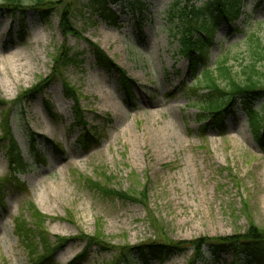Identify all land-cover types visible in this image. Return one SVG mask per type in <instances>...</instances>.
<instances>
[{
    "label": "rangeland",
    "instance_id": "374dc122",
    "mask_svg": "<svg viewBox=\"0 0 264 264\" xmlns=\"http://www.w3.org/2000/svg\"><path fill=\"white\" fill-rule=\"evenodd\" d=\"M174 1L141 0L137 12L108 3L118 17L111 22L104 19L107 11L93 10L88 0H63L79 32L66 36L56 9L44 19L31 6L14 16L0 12V98L11 107V130L28 164L17 175L24 189L8 186L0 202V264H33L15 232L18 218L34 229L30 203L44 218L48 243L70 238L52 264L72 261L85 245L74 238L96 231L118 249L158 239L242 234L252 224L264 229V138L258 142L253 137L240 100L225 116L223 130L203 128L208 120L198 122L204 113L186 90L196 73L225 56L237 73L255 58L245 36L259 30L264 43V0H239V16L217 28L196 72L178 50ZM208 1L190 2L200 6ZM87 40L134 80L130 97L114 71L96 64ZM62 44L72 61L61 74L74 88L90 131H96L86 147L78 142L82 130L73 126V101L63 95L61 75L41 94L15 103L50 74L52 56ZM257 65L263 68L264 59ZM252 105L264 112V97ZM4 178H9V167L0 149V180ZM86 178L135 196L143 193L145 205L107 197L88 186ZM259 247L255 258L243 251L239 264H264V246ZM117 249L91 246L76 263L107 264ZM191 254L187 249L160 260L131 253L128 264H188ZM231 261V253L215 255L205 246L195 264Z\"/></svg>",
    "mask_w": 264,
    "mask_h": 264
},
{
    "label": "trees",
    "instance_id": "16d2710c",
    "mask_svg": "<svg viewBox=\"0 0 264 264\" xmlns=\"http://www.w3.org/2000/svg\"><path fill=\"white\" fill-rule=\"evenodd\" d=\"M93 10L108 12L109 16L105 20L111 22L117 21V15L108 7L109 4H124L133 11L141 9V0H88ZM186 0H175L172 5V17L176 16L179 20L176 35L178 36V50L180 54L187 58L190 70L196 72L197 65L206 58V50L212 43L215 31L222 24L230 25L240 14L239 0H209L208 2L197 6ZM31 6L40 18H47L50 10L57 11L59 28L63 35H79L74 28L71 17L72 9L65 5L63 0H0V12L14 16L24 13V8ZM264 30V27L262 28ZM261 30V29H260ZM259 31V30H258ZM258 31H253L245 36L248 45V51L252 57H255L249 64L242 67L240 72L233 70V66L228 64V57L219 59L213 67H204L200 73H196V78L187 86L186 90L196 96V105L200 113H204L198 118V122L208 120L202 125L203 128L224 129V119L227 113H232L238 100L243 104L244 111L253 137L261 142L264 138V112L253 108V101L264 97V67L259 68L257 65L261 59H264L263 38L259 36ZM90 51L93 54L96 64L108 71H114L121 88L127 97L132 94L133 84L135 83L126 73V71L116 64L96 43L87 40ZM72 61L70 49L66 44L60 45L58 51L52 56V68L50 74L43 78L37 85L25 90L15 100L20 104L24 99H32L35 95L41 94L54 80L61 75L63 95L73 101L71 107L74 124L80 127L82 132L78 142L82 145L92 141L95 132H91V126L80 107L79 99L74 88L64 79L61 74L63 69ZM200 97L198 98V94ZM4 100L0 98L1 119H0V149H3L9 167V178L0 180V202L3 198L4 191L8 186L24 189V184L20 182L17 175L23 172L28 164L22 156L16 139L10 126L11 107L7 106ZM7 106V107H6ZM50 114V108H47ZM34 134H31L30 140L32 147L35 146ZM35 136V135H34ZM53 148L61 146L52 141H48ZM92 189L99 191L101 194L109 197H117L122 201L138 202L145 205V194L133 195V193L123 190H115L101 184L99 181L86 178L83 180ZM15 185V186H13ZM32 209L34 218L33 227H27V222L18 218L15 220V232L21 239L30 262L33 264H52L55 252L64 247L70 238L58 237L57 243H48L47 233L44 232L41 214L35 210L34 205L29 204ZM34 238L41 240L38 245ZM84 241L85 245L82 251L68 264H78L77 260L81 259L87 249L91 246H98L102 251H112L113 248L105 241L104 235L96 231L92 236L82 235L74 238ZM264 246V229L255 225H250L246 232L234 234L231 236L208 237L203 236L192 240H166L158 239L149 241L134 247L123 246L117 249V256L113 257L107 264H128L130 258L128 254H137L140 258H157L160 259L169 256L172 252H182L191 249L192 254L188 264H195L203 254V248L209 247L215 255L222 253H231V264H239L240 256L243 251H248L251 258H255L258 253L259 245Z\"/></svg>",
    "mask_w": 264,
    "mask_h": 264
},
{
    "label": "bare ground",
    "instance_id": "6f19581e",
    "mask_svg": "<svg viewBox=\"0 0 264 264\" xmlns=\"http://www.w3.org/2000/svg\"><path fill=\"white\" fill-rule=\"evenodd\" d=\"M17 61H20V60H19V59H17V60H16V62H17ZM17 65H18V66L16 67V69H17L19 66H21V65H22V63H18ZM14 70H15V69H14Z\"/></svg>",
    "mask_w": 264,
    "mask_h": 264
}]
</instances>
